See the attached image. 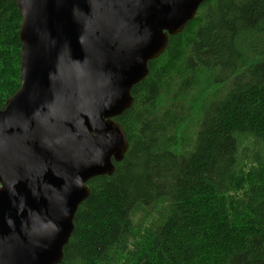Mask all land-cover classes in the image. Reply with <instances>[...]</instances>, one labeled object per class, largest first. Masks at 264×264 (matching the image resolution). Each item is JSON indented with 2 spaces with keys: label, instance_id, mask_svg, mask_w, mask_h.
<instances>
[{
  "label": "trees",
  "instance_id": "1",
  "mask_svg": "<svg viewBox=\"0 0 264 264\" xmlns=\"http://www.w3.org/2000/svg\"><path fill=\"white\" fill-rule=\"evenodd\" d=\"M21 23L0 0V109ZM132 95L129 149L89 181L60 264H264V0H206Z\"/></svg>",
  "mask_w": 264,
  "mask_h": 264
},
{
  "label": "water",
  "instance_id": "2",
  "mask_svg": "<svg viewBox=\"0 0 264 264\" xmlns=\"http://www.w3.org/2000/svg\"><path fill=\"white\" fill-rule=\"evenodd\" d=\"M21 85L0 109V264H60L89 181L129 143L133 87L206 0H15Z\"/></svg>",
  "mask_w": 264,
  "mask_h": 264
},
{
  "label": "bare ground",
  "instance_id": "3",
  "mask_svg": "<svg viewBox=\"0 0 264 264\" xmlns=\"http://www.w3.org/2000/svg\"><path fill=\"white\" fill-rule=\"evenodd\" d=\"M82 204V203H81Z\"/></svg>",
  "mask_w": 264,
  "mask_h": 264
}]
</instances>
